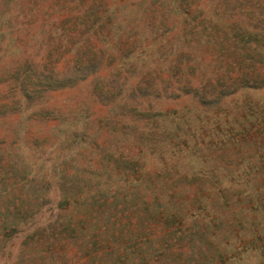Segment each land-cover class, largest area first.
<instances>
[{
	"label": "trees",
	"instance_id": "16d2710c",
	"mask_svg": "<svg viewBox=\"0 0 264 264\" xmlns=\"http://www.w3.org/2000/svg\"><path fill=\"white\" fill-rule=\"evenodd\" d=\"M46 1L59 21L35 50L17 25L37 1L0 0V84L19 96L0 114L57 120L47 150L23 134L0 151V264L17 235L15 263L264 264V0L241 27L227 0ZM103 65L94 129L85 105L38 106Z\"/></svg>",
	"mask_w": 264,
	"mask_h": 264
},
{
	"label": "rangeland",
	"instance_id": "374dc122",
	"mask_svg": "<svg viewBox=\"0 0 264 264\" xmlns=\"http://www.w3.org/2000/svg\"><path fill=\"white\" fill-rule=\"evenodd\" d=\"M37 5L33 7L32 12H26L21 15L18 21V34L23 41H27L32 45L29 46L30 49L35 48L36 50V38L40 39L39 35L40 31L48 29L49 25L55 21H59L57 13H54L53 7L50 6V1L46 0H36ZM52 1V0H51ZM245 1V0H244ZM243 0H227V4L221 10L225 13L226 21L235 22L237 27H241L243 22L248 19V14L250 16L255 17L258 12L259 5L256 0H248V2H244ZM63 0L60 1L62 3ZM118 4L123 3L121 0H117ZM244 2V3H243ZM72 4V3H70ZM221 4V3H220ZM215 6V5H214ZM257 6V7H256ZM218 7L217 5L214 7ZM256 7V8H255ZM217 9V8H216ZM221 9V8H220ZM225 9V10H224ZM258 12V13H257ZM264 15V13H263ZM261 15V18L264 16ZM260 27V26H259ZM178 33V31H176ZM176 36L175 32L171 33ZM30 35L35 36L34 40H30ZM222 35V34H221ZM223 36V35H222ZM172 41V39H171ZM173 43L179 44L178 40L176 41V37L173 39ZM211 50L205 48H199L198 53L191 54L194 59H198L199 65L201 66V70L197 77L204 76L211 70L210 63L213 57L219 53L215 49L214 46L210 47ZM31 51V50H30ZM34 56H38L37 53L33 52ZM40 54H44L40 53ZM41 56V55H39ZM69 57H65L61 59L56 64V69L58 71H65L67 69V64ZM218 63V62H216ZM3 63L0 62V66ZM110 67H106L103 65L100 70L88 76L86 79L79 81L72 87L62 88L54 91L45 92L43 96V101L39 103L38 106L42 108L44 111L46 110H60L61 113L68 111H77L81 105L87 106L88 112H90L91 124L90 128L94 129L97 126L98 118H101L106 114L108 109V104H103L93 93H92V85L94 79L98 76H106L108 74V70ZM199 79V78H198ZM198 81V80H197ZM19 99L17 94V89L15 85L12 83H3L0 84V104L7 103L11 107L18 106L16 103ZM17 100V101H16ZM16 101V102H15ZM14 103V104H13ZM174 101L166 100V108L172 107ZM34 104V103H33ZM33 104H27V118L22 119L19 115L18 111H14L10 114H0V151L7 152L9 145L12 144V141H15V137L17 135L25 137V143L27 146H31V148L43 149L47 150L49 146L53 143V136L51 134V129L53 126L57 124V120L52 115H37L36 107ZM16 110V109H15ZM22 123V126L16 127L19 123ZM16 127V128H15ZM15 132V130H17ZM21 242L20 236H14L11 241V249L7 254H5V263L6 264H27L22 263V261L15 263V256L19 249V244ZM30 264V263H29ZM31 264H39L37 262H32ZM71 264H84L81 260L72 259ZM86 264V263H85Z\"/></svg>",
	"mask_w": 264,
	"mask_h": 264
}]
</instances>
